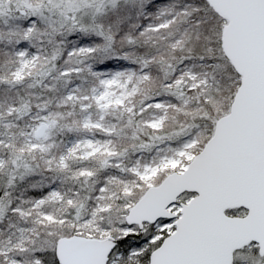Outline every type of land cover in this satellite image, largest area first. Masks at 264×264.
<instances>
[{
    "label": "snow or ice",
    "instance_id": "obj_1",
    "mask_svg": "<svg viewBox=\"0 0 264 264\" xmlns=\"http://www.w3.org/2000/svg\"><path fill=\"white\" fill-rule=\"evenodd\" d=\"M0 264H264V0H0Z\"/></svg>",
    "mask_w": 264,
    "mask_h": 264
}]
</instances>
